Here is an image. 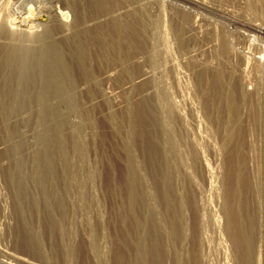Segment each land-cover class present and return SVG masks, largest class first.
<instances>
[{
	"label": "rangeland",
	"instance_id": "rangeland-1",
	"mask_svg": "<svg viewBox=\"0 0 264 264\" xmlns=\"http://www.w3.org/2000/svg\"><path fill=\"white\" fill-rule=\"evenodd\" d=\"M77 1L0 24V260L264 264V0Z\"/></svg>",
	"mask_w": 264,
	"mask_h": 264
},
{
	"label": "bare ground",
	"instance_id": "bare-ground-1",
	"mask_svg": "<svg viewBox=\"0 0 264 264\" xmlns=\"http://www.w3.org/2000/svg\"><path fill=\"white\" fill-rule=\"evenodd\" d=\"M57 2H61V5H58ZM34 3V6L36 7L37 9V20L36 19H32L31 18V15H30V7H31V3ZM49 2V3H48ZM5 3V1H4ZM2 3V4H4ZM51 4V5H48V4ZM2 4H0V7L2 6ZM62 6H64L66 8V6L71 7V9L73 10H76L79 12V10H77L78 8V1L77 0H6V4H5V13H4V16H3V19L1 18L2 16H0L1 20H3L2 23L0 24H3V29L5 31H9V30H12L14 29L15 32H20L22 34H30V35H35L39 32H42L43 31H49L51 30V28H59L61 29L62 33H64V31L67 29V31L69 30L70 27V22L65 20V18L63 17V13H62ZM3 8V7H2ZM1 8V9H2ZM79 9V8H78ZM72 10V11H73ZM123 10V9H122ZM128 10V9H127ZM47 11L46 15L48 16V20L46 22H42L41 20L39 19H42V16L44 15V12ZM2 12V10L0 11ZM81 14V13H80ZM73 15V14H72ZM77 15V14H75ZM83 16V15H82ZM85 17V16H84ZM117 17V16H116ZM123 17V16H122ZM103 18V17H102ZM80 19V18H79ZM45 20V19H44ZM86 20V18H85ZM77 20H74L73 21V24L74 22L76 23ZM80 21V20H79ZM106 21V20H105ZM181 21V20H180ZM101 22V21H100ZM97 23V22H96ZM99 23V22H98ZM80 23H78L77 21V25H79ZM118 24V23H117ZM123 24V23H122ZM76 25V26H77ZM95 25V24H94ZM112 25V24H111ZM2 26V25H1ZM74 26V25H73ZM76 26H74L76 28ZM83 26V25H82ZM81 26V27H82ZM90 26V25H89ZM80 27V28H81ZM85 27V26H83ZM91 27V26H90ZM89 27V28H90ZM101 27V26H100ZM116 27V26H115ZM121 27V26H120ZM123 27V26H122ZM88 28V29H89ZM77 29V28H76ZM179 29V28H178ZM256 30L260 31L261 29H264V27H257L255 28ZM75 30V29H74ZM93 30V29H92ZM101 30V29H100ZM99 30V31H100ZM110 30V29H109ZM180 30V29H179ZM178 30V31H179ZM102 31V30H101ZM177 31V32H178ZM182 31V30H181ZM70 32V30H69ZM75 32V31H74ZM180 32V31H179ZM60 33V31H59ZM61 33V34H62ZM66 33V32H65ZM65 33L63 34L65 36ZM60 34V35H61ZM109 34V33H108ZM247 35H249V37H252L251 34L247 33ZM62 35V36H63ZM68 35V33L66 34ZM255 35V34H254ZM253 35V36H254ZM66 38H68L66 36ZM65 39V38H64ZM118 40V39H117ZM251 40H256L254 37L253 38H250V41ZM59 41V40H58ZM63 41V39L61 40ZM115 41V40H114ZM60 42V41H59ZM61 43V42H60ZM225 43V42H224ZM226 43H229V42H226ZM225 45V44H224ZM228 45V44H227ZM221 53V52H220ZM226 53V52H225ZM256 58H262L264 56H261V55H258V56H255ZM233 69V67H232ZM148 73V72H147ZM147 73L145 72L144 74L142 75H139L138 77H136L135 80H132V82L129 84L130 87H132L131 84L135 85L136 82H142V80H145L147 78H149V75H147ZM110 75V74H109ZM151 78V76H150ZM111 80V79H110ZM131 81V80H130ZM135 83V84H134ZM124 88H128L127 86L124 87ZM130 89V88H129ZM169 94V93H168ZM172 96V95H171ZM262 97V98H261ZM261 101H260V105L261 107L260 108H264V105L262 103H264V95H261ZM171 98V97H170ZM172 99V98H171ZM170 100V99H169ZM171 101V100H170ZM174 101V100H173ZM174 103V102H173ZM177 103V102H176ZM176 103L173 104V106H177ZM176 108V107H175ZM264 111V110H263ZM4 149V148H3ZM206 165V163H205ZM207 166V165H206ZM207 168V167H205ZM187 171V170H186ZM188 173V172H187ZM189 174V173H188ZM187 174V175H188ZM180 186V185H179ZM201 191V190H200ZM196 194V193H195ZM197 196V195H196ZM194 201V200H193ZM198 201H196L197 203ZM193 203V202H192ZM198 205H200L198 203ZM203 206V205H202ZM210 208V207H209ZM193 211V209H192ZM209 211V210H208ZM194 212V211H193ZM196 212V211H195ZM200 212V211H199ZM206 212V211H205ZM201 213V212H200ZM205 215V213L202 214V216ZM201 218L203 219V223H204V219H205V216ZM192 217V216H191ZM195 218V217H193ZM200 218V217H199ZM209 218V217H208ZM200 220V219H199ZM190 221V219H189ZM216 222V221H215ZM192 224V223H191ZM217 224V223H216ZM201 225V224H200ZM201 228V227H200ZM202 229V228H201ZM205 230V229H204ZM202 231V230H201ZM201 233V232H200ZM199 234V233H198ZM202 234V233H201ZM203 236V235H202ZM2 252V250H1ZM4 252V251H3ZM5 253V252H4ZM8 257L7 260H3L1 259L0 260V264H33V263H29L27 260H25L24 258H21V257H18V256H15L13 254H10V253H5ZM2 256V255H1ZM4 256V255H3Z\"/></svg>",
	"mask_w": 264,
	"mask_h": 264
}]
</instances>
